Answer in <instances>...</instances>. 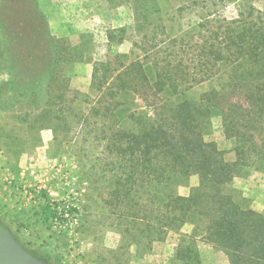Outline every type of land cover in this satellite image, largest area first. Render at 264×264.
Instances as JSON below:
<instances>
[{
	"label": "trees",
	"instance_id": "1",
	"mask_svg": "<svg viewBox=\"0 0 264 264\" xmlns=\"http://www.w3.org/2000/svg\"><path fill=\"white\" fill-rule=\"evenodd\" d=\"M151 1L157 0L136 5L139 34L156 28L153 15L161 17L160 6L145 9ZM22 2L39 16L37 47L44 48L37 51V132L101 125V135H95L116 158V213L124 215L127 203L135 207L126 231L137 243L145 238L149 245L175 231L184 237L176 259L186 264H201L198 240L222 250L229 264H264V213L240 202L232 186L246 166L264 171V9L236 6L237 15L228 16L226 2L203 0L206 14L194 29L172 36L165 26L160 33L153 27L134 44L141 53L96 62L91 90L83 93L71 87L63 70L82 52L50 33L37 0ZM119 31L124 37L126 28ZM107 36L110 43L123 39L111 31ZM207 81L213 85L197 99L186 94ZM136 100L142 106H133ZM216 116L235 142L234 161L206 137ZM192 177L197 182L189 193H178L176 187ZM143 184L147 200L140 193ZM186 224L192 231L182 232Z\"/></svg>",
	"mask_w": 264,
	"mask_h": 264
},
{
	"label": "rangeland",
	"instance_id": "2",
	"mask_svg": "<svg viewBox=\"0 0 264 264\" xmlns=\"http://www.w3.org/2000/svg\"><path fill=\"white\" fill-rule=\"evenodd\" d=\"M138 1L37 0L50 33L67 39L83 54L63 67L72 88L90 92L96 62L116 54L133 57L141 53L134 44L154 26L139 34ZM195 1L157 0L144 7L160 6L161 17L152 16L154 28L160 33L165 26L174 36L194 29L206 14L203 0ZM223 1L228 4L223 9L228 16H236L241 6L264 9V0H207L206 4ZM30 9L22 0H0V221L26 249L49 264H186L176 259L184 238L180 233L172 231L164 240L148 245L145 238L137 243L126 231L136 211L127 203L124 215L116 213L120 212L112 196L116 158L106 151V141L95 135H101V125L91 124L95 128L91 131L74 128L55 133L46 127L37 132V51L44 48L37 47L38 15ZM123 27L124 37L119 31ZM109 31L122 41L110 43ZM211 85V81L204 82L186 94L197 99ZM136 101L133 106H142ZM175 101L177 96H171V102ZM37 137L41 138L38 144ZM206 137L225 151L228 161L236 159L235 142L226 138L219 116L213 118ZM196 182L192 177L176 191L187 194ZM232 186L240 202L264 213L262 167L242 168ZM148 189L145 184L141 187L144 200ZM55 204L70 205L72 222L53 209ZM190 231L192 226L186 224L182 232ZM197 248L201 264H229L226 254L213 244L198 240Z\"/></svg>",
	"mask_w": 264,
	"mask_h": 264
},
{
	"label": "water",
	"instance_id": "3",
	"mask_svg": "<svg viewBox=\"0 0 264 264\" xmlns=\"http://www.w3.org/2000/svg\"><path fill=\"white\" fill-rule=\"evenodd\" d=\"M0 264H49L20 242L14 233L0 221Z\"/></svg>",
	"mask_w": 264,
	"mask_h": 264
},
{
	"label": "built area",
	"instance_id": "4",
	"mask_svg": "<svg viewBox=\"0 0 264 264\" xmlns=\"http://www.w3.org/2000/svg\"><path fill=\"white\" fill-rule=\"evenodd\" d=\"M53 209L55 211H58V213L61 214V216H63L64 218H66V220L72 222L71 220H73L74 214L73 209L70 207L69 204H55L53 206Z\"/></svg>",
	"mask_w": 264,
	"mask_h": 264
}]
</instances>
